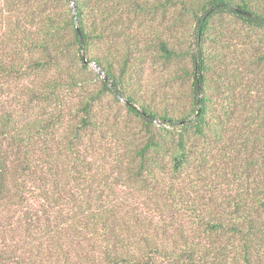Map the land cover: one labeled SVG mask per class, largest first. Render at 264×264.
<instances>
[{
  "label": "trees",
  "instance_id": "16d2710c",
  "mask_svg": "<svg viewBox=\"0 0 264 264\" xmlns=\"http://www.w3.org/2000/svg\"><path fill=\"white\" fill-rule=\"evenodd\" d=\"M263 31L264 0H0V264H264Z\"/></svg>",
  "mask_w": 264,
  "mask_h": 264
},
{
  "label": "rangeland",
  "instance_id": "374dc122",
  "mask_svg": "<svg viewBox=\"0 0 264 264\" xmlns=\"http://www.w3.org/2000/svg\"><path fill=\"white\" fill-rule=\"evenodd\" d=\"M243 32H244V31H243ZM248 34H253L254 37H256V36H258V35H261L260 32H255V31H253V32L248 31ZM262 34L264 35V31L262 32ZM262 47H264V43H262ZM89 68H90L91 71L98 73L97 70L95 69V67H94L93 65L90 64ZM108 98H110V96H108ZM118 112H120V114H122V113H123V110L121 109V110L118 111Z\"/></svg>",
  "mask_w": 264,
  "mask_h": 264
}]
</instances>
